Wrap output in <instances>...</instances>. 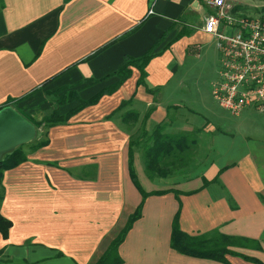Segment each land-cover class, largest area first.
<instances>
[{
	"label": "crops",
	"instance_id": "crops-1",
	"mask_svg": "<svg viewBox=\"0 0 264 264\" xmlns=\"http://www.w3.org/2000/svg\"><path fill=\"white\" fill-rule=\"evenodd\" d=\"M225 1L247 15H256L248 11L259 13L262 6L255 0ZM207 12L199 0H0V107L13 102L36 120L53 105L46 92L70 88L88 100L117 82L108 75L125 56H141L167 32L156 49L162 54L145 69L146 86L156 92L137 86L139 72L132 69L116 92L78 111L66 124L45 129L48 145L27 151L26 162L4 171L0 214L12 226L6 240L0 235V263L94 264L141 200L127 170L129 137L142 124L150 132L168 122V133L204 128L196 167L178 180L148 179L153 188L143 190L197 191L177 199L172 193L148 197L141 218L118 247L122 264H221L170 249L179 202L181 231L199 235L217 229L258 240L261 251H239L264 264L263 124L249 115L241 118L243 111L235 117L240 125L232 126L212 112L225 120L220 123L225 130L211 124L206 128L187 107L203 98L183 99L187 79L199 72L197 60L214 54L219 61L214 41L201 31ZM76 105L66 104L59 112ZM126 111L137 112V121L123 123ZM137 162L143 164L136 152L135 172ZM216 176V183L202 187L203 178ZM227 260L252 264L234 256Z\"/></svg>",
	"mask_w": 264,
	"mask_h": 264
},
{
	"label": "trees",
	"instance_id": "trees-1",
	"mask_svg": "<svg viewBox=\"0 0 264 264\" xmlns=\"http://www.w3.org/2000/svg\"><path fill=\"white\" fill-rule=\"evenodd\" d=\"M242 7L236 10H242ZM167 32L144 54L137 58L125 56L122 66L108 75V77H116L117 82L109 86L88 100H81L78 96V90L70 88H60L52 92H46V97L52 102V107L48 113L43 115L39 120L33 119L27 113L18 110L13 102L6 103L2 107L10 106L16 110L22 117L29 121L39 131L45 130L57 125H63L68 122L70 117L85 107L95 105L105 95H111L116 92L120 86L130 77L132 69L139 72L137 86H143L148 93H154L157 89H149L146 86V67L150 61L161 55L162 51L156 52V49L165 38ZM182 35V34H180ZM167 47H165L166 49ZM164 49V50H165ZM94 82V80H85V83ZM76 102L77 105L65 114H60L59 109L69 103ZM131 103V99L121 102L118 108L112 113H116L124 109ZM152 109H149L145 115L144 121L148 118ZM137 121V112L126 111L123 114L122 122L129 123ZM143 121V123H144ZM172 121V118H168ZM168 122L157 125L152 131L148 132L142 124L141 130L136 136H130L127 145V170L130 181L137 192L140 194L141 200L128 217L125 225L110 241L105 252L98 258L94 264H122L123 261L118 255V247L124 241L126 235L132 228L133 224L141 218L142 207L145 200L150 196H163L168 193L174 194L176 199L182 194H192L180 192L175 189H166L145 192L138 180L134 169V156L137 151L141 154V160L144 166V173L149 180L164 179L176 175H185L192 172L196 167V156L198 149V136L202 134L204 128H195L191 131H181L176 133H168L165 131ZM47 131H45L46 133ZM47 136V133L46 135ZM48 145V139L38 140L35 143L22 145L10 153L5 154L0 160V188L4 171L13 169L27 161V151L33 152ZM222 170L218 172L220 174ZM217 176L207 181L202 179V187H206L210 183H216ZM1 200V194H0ZM179 202V200H178ZM181 204L179 202L170 230L169 247L170 249L182 256L194 259L209 260L221 264H230L227 256H234L243 259L252 264H263L259 259L248 256L239 250L261 251L262 247L258 240L225 235L214 229L199 235H189L180 230L179 214ZM12 224L0 214V235L4 240L8 238V232ZM2 251L0 250V255ZM10 264V263H0Z\"/></svg>",
	"mask_w": 264,
	"mask_h": 264
},
{
	"label": "built area",
	"instance_id": "built-area-1",
	"mask_svg": "<svg viewBox=\"0 0 264 264\" xmlns=\"http://www.w3.org/2000/svg\"><path fill=\"white\" fill-rule=\"evenodd\" d=\"M199 1L209 10L201 31L214 41L220 64L213 101L233 117L245 110L264 115V14L247 15L225 0Z\"/></svg>",
	"mask_w": 264,
	"mask_h": 264
},
{
	"label": "rangeland",
	"instance_id": "rangeland-1",
	"mask_svg": "<svg viewBox=\"0 0 264 264\" xmlns=\"http://www.w3.org/2000/svg\"><path fill=\"white\" fill-rule=\"evenodd\" d=\"M258 2V5H262L261 7H259V13L264 14V0H255ZM252 13V14H259L256 13L254 11H248V13ZM197 61H199L196 65V67L198 68L199 72H193L190 74L189 78L187 79V86L185 89V96L183 99L187 100V102H189V99L194 97V96H201L203 98V103L199 104L198 102L195 103H189L190 105L187 106L189 111L196 113L199 118H201L203 120V124H205L204 126L206 128H208V126L211 124L210 127L214 128V129H223L225 130V127L220 125V123L223 122V124L225 125V120H220V119H215L212 116V112H214L218 117L223 116L226 121L229 123V125L232 126H237L240 125L239 122V118H235L233 116H231L228 112L224 111L223 109H221L212 99L211 97V87H212V83L214 81H216L217 76H218V72L220 69V64L218 59L216 58V56L214 54H212L211 57L207 58H203V56L198 59ZM249 115V117H252V119L256 120V119H260L262 124H263V128H264V115L262 114H258L257 112H254L253 110H245L242 113V117ZM248 126V125H245ZM249 130V126L246 127ZM243 131V130H242ZM138 133V132H137ZM137 133L135 134H131V136H136ZM46 133L44 130L39 129V131H36V137L35 139L31 142V143H35L38 140H43L46 139L47 136H45ZM137 153L140 154L139 151H137ZM197 156L199 155V150L197 149ZM141 155V154H140ZM196 156V163L197 160L199 158V156ZM136 173L138 176V179L143 187L144 190L149 191L152 190L153 188V184L148 181L145 173H144V166L142 163L137 162L136 164ZM178 176V175H176ZM172 177V176H171ZM180 176H178V178H176L175 180H178ZM188 177V176H186ZM184 177V179L186 178ZM167 179V178H164Z\"/></svg>",
	"mask_w": 264,
	"mask_h": 264
},
{
	"label": "water",
	"instance_id": "water-1",
	"mask_svg": "<svg viewBox=\"0 0 264 264\" xmlns=\"http://www.w3.org/2000/svg\"><path fill=\"white\" fill-rule=\"evenodd\" d=\"M37 129L10 106L0 109V160L16 148L31 143Z\"/></svg>",
	"mask_w": 264,
	"mask_h": 264
}]
</instances>
